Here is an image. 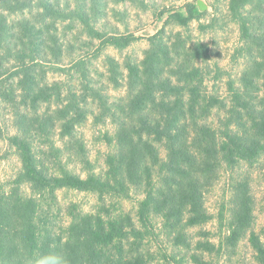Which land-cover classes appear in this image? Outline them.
Wrapping results in <instances>:
<instances>
[{"label": "rangeland", "instance_id": "374dc122", "mask_svg": "<svg viewBox=\"0 0 264 264\" xmlns=\"http://www.w3.org/2000/svg\"><path fill=\"white\" fill-rule=\"evenodd\" d=\"M2 1L0 14L6 16L9 32L0 38V84L10 78L5 86L13 87L15 93L8 98L3 93L5 86H0V184L10 183L22 169L18 150L9 142L17 134L20 114L36 120L40 115L56 123L50 139L42 142L46 147L40 145V158L48 162L50 170L56 167L55 162L61 163L62 156V165L83 177L87 168L108 173L107 162L118 147L120 125L138 123V116L128 109L133 95L129 69L142 64L149 72L153 67L161 68L163 76H173L176 83L178 77L190 74V87L178 83L185 90L181 101L189 103L188 90L196 89V96H200L196 98L197 111L175 122L181 126L186 150L198 153L199 146L205 150L209 135L199 131L204 127L220 141L223 136L232 137L231 132L257 135L256 109L264 106V0H55L60 3L57 10H40V0H7L20 5L6 9ZM21 4H26L24 9ZM250 20L256 22L258 31L249 25ZM245 22L261 41L244 29ZM11 35L8 47L5 40ZM116 37L123 41L119 48L108 45ZM36 39L40 46L36 50H41L42 57H36L39 51L31 53ZM185 47H196L191 54L199 52L200 59L189 62V69L180 74L174 63L183 62ZM149 56L153 66L147 65ZM26 76H33L34 84H27ZM28 85L32 95H40L39 86H47L38 115L21 99ZM72 102H80L83 108L84 117L74 130L77 143L85 144L89 166L74 156L76 139L64 142L60 135L59 116ZM148 113L152 120L159 119L155 111ZM142 139L166 160L170 154L165 147L167 139L160 143L144 135ZM36 147L38 150L39 144ZM54 151L55 157L49 159ZM219 155L218 161L208 158L206 219L195 216L168 222L155 216L147 223L140 222L136 211L146 196L142 190L149 189L145 183L133 188L129 199L125 194L73 190L59 191L47 204L41 198L43 220L44 213L52 212L45 228L51 230L53 225L56 234L64 237L59 234L71 223L72 208L76 216L95 217L112 210L116 216L123 212L135 218L137 232L128 231L123 241V255L133 258L135 264H264V150H254L246 161H228L224 154ZM148 161L152 159L148 157ZM165 177L168 175L157 168L150 184L159 187ZM240 184L248 186L249 191L239 197L244 200L236 197ZM255 239L263 245L262 252L254 247Z\"/></svg>", "mask_w": 264, "mask_h": 264}, {"label": "trees", "instance_id": "16d2710c", "mask_svg": "<svg viewBox=\"0 0 264 264\" xmlns=\"http://www.w3.org/2000/svg\"><path fill=\"white\" fill-rule=\"evenodd\" d=\"M40 1V10H52V8L57 10L58 6L60 7V3L55 0ZM3 2L6 9H9V6L20 5L7 2V0H3ZM25 5L21 4L22 9ZM0 15V38H5L9 32L7 30L8 20L6 16ZM246 23H244V29L250 33L253 39L261 41L259 35L256 36L253 35L254 32H250ZM249 25L256 31L259 30L256 28L255 21L250 20ZM13 37L12 35L8 36L5 40L8 47ZM37 39L32 43L34 48L31 53L35 54L39 51V56L36 55V57H42L41 50H36L40 48ZM122 43L123 41L116 37L108 45L119 48ZM195 48H186L187 53L183 62L174 63L176 72L186 73L189 69L186 65L200 59L199 52L191 54ZM169 56L170 54L167 55V57ZM168 59L174 61L171 58ZM147 61L149 62L148 66H153L150 56ZM141 67L135 66L129 69V87L132 89L133 95H131L128 109L131 110L130 113L134 117L138 116V123L120 125L116 134L118 147L116 146L115 153L107 162L109 170L105 175L87 168L86 176L83 177L74 170H70L68 165L67 167L62 165V156L61 163L55 162L56 169L51 168V172L48 162L40 158V145L43 141L50 139V131L56 123L52 122L51 118L47 119L40 115L36 117L37 120L27 114L18 116L17 134L11 137L9 142L18 150L22 169L10 183L0 184V264H17V257L24 250L63 252L68 256L71 264H135L133 258L128 259L123 255V241L126 235L128 237L127 232H137L133 215L122 212L116 216V214H112V210H108L98 217L81 213L76 216L75 209L72 208L71 223L59 234L64 236L61 237L56 234L58 232L55 231L53 225H51V230L45 228L49 224L52 212L44 213L46 217L44 221L41 198H45L44 204H47V200L52 202L54 198H57L59 191L73 190L81 193H108L117 196L125 194L124 197L129 199L133 188L146 183L149 189L142 190L146 196L143 201L139 202L136 211L140 222L147 223L151 217L155 216L168 222L172 219L182 220L186 217L196 219L195 216L206 219L208 213L205 192L210 183L211 159L215 158L218 161L219 154H224L228 161H246L253 157L254 150H264V106L262 109H256L255 119L258 122L255 129L258 130L257 135L252 136V132L244 131L240 134L231 132L232 137L230 135L223 136L224 140L220 141L219 138L216 140V135L212 130L208 133V127H204L199 131L205 136L209 135L205 150L200 146L198 153L191 149L186 150L185 144L181 140V136H183L181 126L175 122H178L179 118L184 119L187 113L197 111V101L200 96H196V89L189 88L188 92L191 94L189 103L181 101L185 90L179 88L178 83L180 84L182 81L189 86L193 81L190 79V74L186 78L178 77L177 81L179 82L176 83L173 81V76L165 78L161 68L153 67L149 72L143 64ZM155 74L156 76H154ZM26 77L27 84H34L36 81L32 78L33 76ZM145 77H148L147 81L143 80ZM9 79L4 78L0 86L4 87ZM28 87L26 96H21V99L24 98V105H31L32 110L38 115L41 96L46 93L47 86L45 88L39 86L40 95H32L33 89L29 85ZM13 90V87L5 86L3 93L10 98L15 93ZM14 98L16 99V96ZM84 101H86L85 98ZM66 108L59 116L60 135L64 142L66 138H72L76 139L74 141L77 143L75 136L77 133L74 129L84 117L83 108L80 102H72ZM148 111H155L156 117L159 116V119L149 118ZM137 135L140 137L139 140H136ZM142 135L159 143L163 139H167L165 147L170 151V154L166 160L160 158L159 151L155 147L144 142ZM1 137L0 132V139ZM36 144H39L38 150L37 147L35 149ZM49 145L51 142H48ZM42 147H46L44 143ZM64 147L68 146L64 145ZM214 147H218L217 152H214ZM73 149L76 150L74 156L80 157L81 163L89 166L90 163L85 159V144L78 142L77 145H73ZM59 153L60 151L56 150V154ZM203 153L206 156L200 158ZM56 154L54 151L48 158H54ZM148 157L152 161H148ZM209 157L211 159H208ZM154 168H158L159 172L168 175L165 177L163 185L156 186V188L150 184L154 176ZM200 176L204 180L203 183ZM7 188H9L8 191H6ZM238 188L236 197L238 200H244L239 197L245 191H249L248 186L240 184ZM250 214L251 211L247 215ZM252 243L258 251L262 252L263 245L260 240H252Z\"/></svg>", "mask_w": 264, "mask_h": 264}, {"label": "clouds", "instance_id": "9594fccd", "mask_svg": "<svg viewBox=\"0 0 264 264\" xmlns=\"http://www.w3.org/2000/svg\"><path fill=\"white\" fill-rule=\"evenodd\" d=\"M17 264H71V262L63 252L24 250L17 257Z\"/></svg>", "mask_w": 264, "mask_h": 264}]
</instances>
